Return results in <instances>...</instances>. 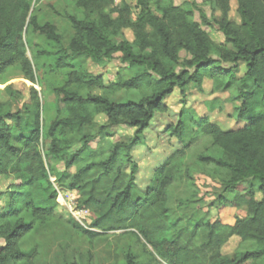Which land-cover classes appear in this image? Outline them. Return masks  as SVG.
<instances>
[{
    "label": "trees",
    "instance_id": "16d2710c",
    "mask_svg": "<svg viewBox=\"0 0 264 264\" xmlns=\"http://www.w3.org/2000/svg\"><path fill=\"white\" fill-rule=\"evenodd\" d=\"M41 1L0 0V77L20 65L32 83L23 110L14 113L0 101V179L12 181L0 210V264H38L41 251L35 235L57 217L51 156L61 158L66 169L82 165L70 188L79 191L77 205L89 210L95 230L70 218L75 233L93 240L121 232L142 244V254L128 246L116 264H264V0H236L240 22L230 16L233 0H203L219 17H209L203 6L190 1L75 0L76 11L67 13L74 34L66 46H61L57 25L42 22L36 13ZM205 26L217 29L224 40H215ZM29 30L51 47L61 46L53 52L33 44L35 57L56 55L57 68L67 70V79L55 88L67 115L51 121L46 132L37 68L28 55ZM79 56L98 66L118 60L122 68L106 83L83 62L75 64ZM205 79L213 81L215 91L231 93L243 125L224 130L207 117L194 120L190 141L141 190L134 146L145 143L155 114L168 111L169 95L179 89L185 103L187 87H202ZM12 88L8 84L3 90ZM24 114L31 123L29 134L15 142ZM99 115L106 117L105 123H97ZM113 127L134 133L114 140ZM185 129L181 119L168 131L182 140ZM201 137L211 143L192 168L187 156ZM195 173L219 182L207 210ZM181 179L191 189L174 198L172 189ZM228 210L231 223L223 220ZM241 210L245 216L238 214ZM233 238L239 240L237 247L225 253Z\"/></svg>",
    "mask_w": 264,
    "mask_h": 264
},
{
    "label": "rangeland",
    "instance_id": "374dc122",
    "mask_svg": "<svg viewBox=\"0 0 264 264\" xmlns=\"http://www.w3.org/2000/svg\"><path fill=\"white\" fill-rule=\"evenodd\" d=\"M185 1L200 4L203 6L209 17H219L221 15L220 12H214L209 5L204 4L203 0H174L177 5L182 4ZM120 2L121 0H116L117 4ZM237 8V1H233L230 16L234 21L240 22ZM35 11L42 22L50 21L57 25L59 32L63 37V43L61 46H66L74 34L71 22L67 18V13L72 14L76 11L75 0H43L36 5ZM196 19L200 21L198 12L196 13ZM205 29L211 32L215 40H224L223 35L217 29H209L207 26H205ZM125 34L130 40L133 39V34L130 30H126ZM26 38L29 42L28 55L34 60V64L37 68L39 82L36 84V88L39 90V95L43 104L42 116L44 131L46 132L51 121L67 115V106L59 101V97L55 92V88L61 86L67 79V70L63 72L57 68L56 55L35 57V50L32 49L33 44H38L41 49L55 52L57 48H60L61 46L55 48L51 47L48 45L45 37L35 34L31 30L28 31ZM182 55L184 56L185 53L183 52ZM78 62H83L92 73L102 75L106 83L114 80L116 74L119 72L120 68H122L121 63L118 60L109 61L106 66H98L91 59L85 56H79L74 63L76 64ZM238 73L241 75L243 69L240 68ZM124 75H127L125 77L129 76L127 72H124ZM8 84H13L11 92L3 90ZM31 85L32 83L24 78L20 65L10 68L0 77V88L2 89L0 91V101L6 102L14 113L23 110L24 106L30 102ZM96 93H99V91H96ZM221 96L224 98L227 97V95L224 94ZM226 107H228L227 109L229 110V107L231 106L228 104ZM229 119L230 118L226 116V112L217 115V120L222 122H228ZM16 120L17 119H14L13 121L15 122ZM13 121H9V123H12ZM237 121H239V119L235 113L234 122ZM105 122L106 117L104 115H99L97 117L98 124ZM30 125L29 118L24 114L21 117V126L18 127L16 131L14 138L15 142L20 136H27L29 134ZM112 132L114 134L113 139L119 140L133 135L134 130L123 127H113ZM167 133H170V131ZM49 142L50 139L47 140V144H49ZM210 143V139L207 137H201L198 140L188 153L187 163L189 166L194 168L193 165L198 154L205 151ZM96 145L97 142H94L92 146L95 147ZM77 149L78 146H75L70 152H74ZM47 150L48 148H46V151ZM50 166L52 172L56 174V176H51V181L58 192L55 212L57 217L49 225L40 227L35 235V241L39 245L41 251L38 264H116L115 261H118V263L119 261L122 262V254L128 246H132L135 252L139 254L143 253V247L140 242L131 236L119 235L121 232H108L107 234L93 240L75 233L74 229L69 225L68 220L72 218L80 223L74 216L76 209H81L77 205L80 193L78 190L70 188V181L74 173L82 165L66 169L64 161L61 158L51 156ZM194 178L197 187L200 189L201 197L204 198L203 208L207 210L215 199L214 193L219 186V182L212 180L210 177L202 173H195ZM11 182V179L4 176L0 179V210L7 202L5 193L8 191ZM240 188L242 189V187ZM189 189H191V187H189L186 180L181 179L172 189L173 197H184L189 192ZM211 211L213 216L216 217L218 215L215 206L211 208ZM238 214L240 216H245L244 211H239ZM87 219V221L82 219L83 224H85L83 226L95 230L91 225L93 224V216H91V213ZM223 220L225 223H231L233 221L230 210L223 213ZM238 242L239 240L237 238L231 239V241H229L224 247V252L232 253L237 247Z\"/></svg>",
    "mask_w": 264,
    "mask_h": 264
},
{
    "label": "crops",
    "instance_id": "0c3cea01",
    "mask_svg": "<svg viewBox=\"0 0 264 264\" xmlns=\"http://www.w3.org/2000/svg\"><path fill=\"white\" fill-rule=\"evenodd\" d=\"M223 94L227 97L221 96ZM182 98L181 90L176 89L165 99L168 111L155 114L149 128L145 130V143L133 148V156L139 164L136 183L141 190L147 188L154 171L190 141L196 130L194 120L207 117L224 130L243 125L240 121L234 122L235 109L231 93L225 90L215 91L210 79H205L202 87L190 84L186 89L185 104L181 102ZM228 104L231 106L229 110L226 107ZM224 112L230 118L228 122L217 120V115ZM181 119L186 125L182 140L167 133V129L178 124Z\"/></svg>",
    "mask_w": 264,
    "mask_h": 264
},
{
    "label": "built area",
    "instance_id": "2783aa9c",
    "mask_svg": "<svg viewBox=\"0 0 264 264\" xmlns=\"http://www.w3.org/2000/svg\"><path fill=\"white\" fill-rule=\"evenodd\" d=\"M74 216L82 225H85L83 224V220H88L87 218L88 216H90V212L87 209H76V211L74 212Z\"/></svg>",
    "mask_w": 264,
    "mask_h": 264
}]
</instances>
